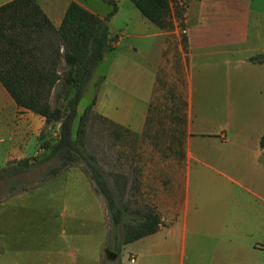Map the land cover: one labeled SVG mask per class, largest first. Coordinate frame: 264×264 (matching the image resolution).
Segmentation results:
<instances>
[{
  "label": "crops",
  "instance_id": "crops-1",
  "mask_svg": "<svg viewBox=\"0 0 264 264\" xmlns=\"http://www.w3.org/2000/svg\"><path fill=\"white\" fill-rule=\"evenodd\" d=\"M36 1L55 27L71 2L101 18L111 9L105 0ZM182 3L183 18L173 16L164 30L130 0H117L112 49L83 93L89 101L95 96L97 114L142 135L158 72L174 46L177 97L162 93L158 111L166 130V123L176 126L168 120L184 116V135L165 143L155 161L158 230L119 254L109 249L116 256L107 258V207L76 165L33 190L46 192L0 201V264H264V62L249 59L264 53V0ZM44 126V117L17 106L0 82V167L40 155Z\"/></svg>",
  "mask_w": 264,
  "mask_h": 264
},
{
  "label": "trees",
  "instance_id": "trees-1",
  "mask_svg": "<svg viewBox=\"0 0 264 264\" xmlns=\"http://www.w3.org/2000/svg\"><path fill=\"white\" fill-rule=\"evenodd\" d=\"M105 1L111 9L104 18L71 2L58 27L36 0H10L0 5V82L17 106L43 116L48 127L58 126L56 138L41 143L40 155L11 160L0 167V183L10 193H18L25 189L22 175L42 165H47L44 179L81 164L107 207V248L119 254L122 245L156 232L160 218L153 205L140 203L135 195L132 201L125 199L126 193L134 190V183L129 184L127 174L106 175L96 155L89 151L91 118L110 121L94 111L95 96L78 115V105L94 69L105 51L112 49L109 20L118 4L117 0ZM130 1L159 29H171L173 16L183 18L184 6L178 4L179 0ZM249 59L264 62V53ZM152 106L153 101L150 111ZM175 120L180 125L185 123L184 116L178 115ZM168 121L176 123L173 119ZM180 134L182 142L184 126ZM260 144L264 146V133Z\"/></svg>",
  "mask_w": 264,
  "mask_h": 264
},
{
  "label": "rangeland",
  "instance_id": "rangeland-1",
  "mask_svg": "<svg viewBox=\"0 0 264 264\" xmlns=\"http://www.w3.org/2000/svg\"><path fill=\"white\" fill-rule=\"evenodd\" d=\"M167 56V64H164L165 66L161 68L157 75L154 92L155 104L153 105L155 107L152 108L149 115L151 121L149 126H147V132L145 130L142 135H136L110 121H105L97 117H92L90 120L87 141L89 151L96 155L106 175L109 176L110 172L127 174L129 184L133 182L135 188L131 190V192L126 193L125 199L132 201L137 197L139 198V200H137L142 204L147 203L152 205L151 198L157 190L156 179L158 168L155 161L157 160L159 149L163 148L165 143L179 142L181 137L180 128L181 126L183 127V125L179 124L178 120H175L176 126L166 123L164 126H168L167 130L160 128V113L158 111L160 95L162 93L171 95L172 91L174 92L173 96L177 97V93L174 91V72L177 70L178 62L177 52L173 45L169 46ZM88 98V95H84L81 98L78 105V115L81 114L84 107L88 104ZM180 109L181 103H178L177 110ZM57 128V125H52L50 127L44 126L40 132L37 145L40 146L41 143L46 140L53 141L57 136ZM37 145L35 141H33V150L31 153L37 150ZM46 167L47 165L45 164L29 173L23 174L21 178L23 183H21V185L24 184L22 186H24L25 189L19 191V193L36 190L38 186L42 185L47 179V177L43 179L42 176ZM82 168L84 169L83 166ZM45 190L46 187H43L33 192H46ZM14 194L15 193H10L3 183H0V201ZM134 195L136 197H133ZM26 201L33 203L32 199ZM35 201L38 200L35 199ZM131 207L134 208L135 205L131 204Z\"/></svg>",
  "mask_w": 264,
  "mask_h": 264
},
{
  "label": "water",
  "instance_id": "water-1",
  "mask_svg": "<svg viewBox=\"0 0 264 264\" xmlns=\"http://www.w3.org/2000/svg\"><path fill=\"white\" fill-rule=\"evenodd\" d=\"M105 253L107 258H114L116 256V254L110 251L109 249H106Z\"/></svg>",
  "mask_w": 264,
  "mask_h": 264
},
{
  "label": "built area",
  "instance_id": "built-area-1",
  "mask_svg": "<svg viewBox=\"0 0 264 264\" xmlns=\"http://www.w3.org/2000/svg\"><path fill=\"white\" fill-rule=\"evenodd\" d=\"M111 44H112V42H111ZM130 260H131V261H134V259H133V258H131Z\"/></svg>",
  "mask_w": 264,
  "mask_h": 264
}]
</instances>
